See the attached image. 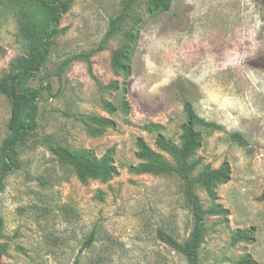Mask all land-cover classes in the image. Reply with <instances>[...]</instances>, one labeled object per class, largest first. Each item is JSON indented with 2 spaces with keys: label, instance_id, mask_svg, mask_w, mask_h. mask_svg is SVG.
I'll list each match as a JSON object with an SVG mask.
<instances>
[{
  "label": "rangeland",
  "instance_id": "obj_1",
  "mask_svg": "<svg viewBox=\"0 0 264 264\" xmlns=\"http://www.w3.org/2000/svg\"><path fill=\"white\" fill-rule=\"evenodd\" d=\"M124 1L73 0L56 24L47 59L29 81L42 96L36 129L15 152L19 168L7 174L0 190V264H187L157 234L162 229L183 242L192 230L182 180L132 169L142 162L138 137L175 163L156 137L180 144L184 98L201 117L222 126L198 127L202 141L192 161L201 163L193 174L204 165L231 166L215 201L229 214L206 216L200 264H240L247 254L264 264L263 0H172L167 12L135 0L120 30L103 42ZM38 13L37 6L0 0V78L27 50L19 19ZM128 31L138 33L130 74L112 65L113 51L128 44ZM92 116L112 118L115 126L95 133ZM9 117L0 92V145ZM235 131L245 136V146L232 140ZM54 146L90 149L97 157L113 148L118 174L83 183ZM196 192L205 208L214 204L204 187ZM249 228L251 240L233 241L235 231Z\"/></svg>",
  "mask_w": 264,
  "mask_h": 264
},
{
  "label": "trees",
  "instance_id": "obj_2",
  "mask_svg": "<svg viewBox=\"0 0 264 264\" xmlns=\"http://www.w3.org/2000/svg\"><path fill=\"white\" fill-rule=\"evenodd\" d=\"M24 8L37 6L40 13L36 17L19 19V37L27 46L26 53L16 58L12 63V69L0 78V92L6 97L10 107L8 131L0 145V190L4 185L7 174L19 168V160L15 155L17 148L23 143L26 135L33 132L37 126L38 99L42 96L40 88L29 85L30 79L41 70L50 51L53 38L57 35L56 24L63 14L72 6L73 0H15ZM135 0H125L119 14L110 19L103 42L110 39L120 30V24L128 15ZM151 9L167 12L171 9L172 0H146ZM264 3V0L262 1ZM128 44L112 53L113 67L126 74L131 73V49L138 39V33L128 31L126 33ZM108 112L115 111V107L106 102ZM184 111L186 120L182 124L183 134L180 144H176L162 134L156 137V145L170 154L175 163H171L164 156L154 150L142 137L136 140L137 156L142 162L133 169L136 173H155L176 175L183 182L186 202L192 213V230L183 242L176 239L170 233L159 229L158 237L168 244L171 249L181 254L187 264H200L199 248L204 238V220L207 215L229 214V209L217 203V186L227 183L231 176V166L228 161H223L217 168L204 165L202 170L193 174L201 163V159L192 161L195 151L200 147L202 134L198 127L205 129H222L220 124L201 117L193 102L184 98ZM90 119L97 124L91 128L95 133H100L104 128L114 127L115 121L105 116H92ZM230 137L242 146L247 144L245 136L240 132H231ZM57 158L65 162L77 172L81 182L89 179H101L107 181L118 174V168L114 160V149L109 148L104 155L97 157L93 150L72 151L66 147L54 146L51 148ZM202 186L206 189L214 204L205 208L201 202L196 188ZM264 199V190L261 194ZM4 228V219L0 215V239ZM253 228L239 229L233 233V241H249L253 236ZM93 233L88 237L87 244L93 241ZM0 244V259L3 254ZM240 264H258L251 255L240 258ZM74 264H79L76 260Z\"/></svg>",
  "mask_w": 264,
  "mask_h": 264
}]
</instances>
